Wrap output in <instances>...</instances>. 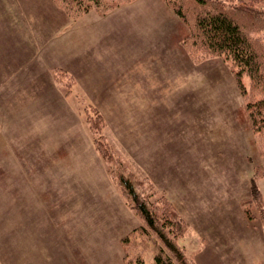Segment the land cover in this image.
<instances>
[{
    "label": "rangeland",
    "instance_id": "374dc122",
    "mask_svg": "<svg viewBox=\"0 0 264 264\" xmlns=\"http://www.w3.org/2000/svg\"><path fill=\"white\" fill-rule=\"evenodd\" d=\"M54 4L0 0V68L38 69L33 79L0 71V152L10 160L14 109L35 134L28 149L13 150L18 191L10 162L0 167V264H124L122 239L143 222L125 202L120 176L156 216L174 218L173 230L161 231L190 264H264L263 96L250 77L238 76L230 57L191 53L189 27L169 0H122L79 19ZM38 39L54 45L47 54ZM74 53L78 73L58 69ZM15 81L18 94L2 93ZM96 116L97 129L89 121ZM47 143L51 159H43ZM32 181L38 207L27 206ZM144 226L155 253L143 263L155 264L161 248L171 257Z\"/></svg>",
    "mask_w": 264,
    "mask_h": 264
},
{
    "label": "trees",
    "instance_id": "16d2710c",
    "mask_svg": "<svg viewBox=\"0 0 264 264\" xmlns=\"http://www.w3.org/2000/svg\"><path fill=\"white\" fill-rule=\"evenodd\" d=\"M57 7L63 10L73 19H79L90 11L106 14L122 0H52ZM124 2L129 0H123ZM188 0H169L177 14L184 19L189 27V36L186 44L189 45L191 53L200 52L204 55H225L233 60L238 67L237 75L246 73L252 83V89L259 90L263 98L260 100L257 114L260 116L261 131L264 127V0H189L191 9L187 5ZM101 120L100 116L90 119L91 126L96 127V122ZM96 121V122H95ZM95 122V123H94ZM264 130V129H262ZM97 150L102 155L111 157V152L106 145L100 141ZM121 186V194L125 202L139 215L143 226L133 231L122 239L124 250V264H144L143 261L148 253L152 252L151 241L146 237V227L155 232L161 242L177 260H185L190 264L183 248L176 245L170 238H166L161 231L167 224L173 230L174 218L160 219L156 216V210L141 198L135 191L133 184L118 177ZM258 195L257 190L254 192ZM254 195V196H255ZM256 199L261 201V196ZM158 221L160 223L158 224ZM178 228L181 222L177 223ZM159 227V229H158ZM143 233V235H140ZM137 236H142L138 238ZM132 244H129L131 238ZM151 250V251H150ZM155 253V252H154ZM161 248L153 257L155 264H172V256L165 255ZM164 255V256H162ZM152 259V262H153ZM184 261V262H185Z\"/></svg>",
    "mask_w": 264,
    "mask_h": 264
},
{
    "label": "crops",
    "instance_id": "0c3cea01",
    "mask_svg": "<svg viewBox=\"0 0 264 264\" xmlns=\"http://www.w3.org/2000/svg\"><path fill=\"white\" fill-rule=\"evenodd\" d=\"M43 3H45V2H43ZM58 9H60V8H58ZM58 9L55 8V10H52L50 13H52L54 15H61L60 12H58L59 11ZM60 20H62V21L64 20V22H65L66 18L65 17L63 18V16H60ZM35 40H37V39H35ZM39 41H40V39H38V41L35 42L36 45H34V46L42 47L43 46L42 44L45 41L44 40H42L41 42H39ZM44 44H47V46L45 47L47 49L43 51V54L45 55V54H47L48 50L51 49V45L52 46H54V45L51 44L50 42L49 43L45 42ZM5 55H6L7 61H8L10 53L6 52ZM67 58H68V61H67L68 63L64 62V68H58V69L67 70L68 72H72V73H76L77 74L78 73L77 70H79L78 66H77L78 61H79V60H77L78 56L77 55L75 56V53H74V56L70 55ZM13 59L15 60L14 62H17V60H18L17 57H14ZM40 59H41L40 60L41 69L43 70V73H46V76H47L49 74H48V69L45 67L44 58L41 57ZM80 59H81V68H82V69L80 68V70H83L85 68L87 70V67L88 68L90 67L89 59L87 61H86V59H85V61L83 60L84 57L80 58ZM3 60H4V58L1 57L0 63H3ZM3 68H0V71H2L4 75L9 70L16 71V72H18L16 77H18V78L20 77V78H23V79H27V78H30V77H32V79H33V77L36 76L35 73H37V72H33V71L34 70H36V71L38 70V69L34 68V62H31L30 66H28L27 69H29V72L18 71V68H16V70H15V68H13V67H11V68L7 67L6 68V72H5V69H3ZM12 68H13V70H12ZM76 74H75V76H76ZM76 85H77V83H76ZM7 87L8 88L2 90V93L6 94V95L7 94L8 95L9 94L10 95H13V94L16 95V94L19 93V91L21 89V87L19 86L17 81H15L14 85H10V86H7ZM13 114H14L13 115L14 118L12 117V119H14V120H10L9 119L8 124H10V126H13L12 127L13 130L11 131L10 135H12L11 143L15 144V146L13 144L10 146L12 148V151L9 153L10 154V160L7 157L8 153H3V152L1 153L0 152V167H1V165L3 163L5 165L6 164L5 162H7V161L10 162V173L12 174V176H11V180H12V182H11L12 183L11 190L12 191H18L19 190L18 183L15 184V182H13V178H14L13 176H16L19 173V170H18L19 169V162H18L19 155L17 153V150L15 152L13 150H14V147L15 148L18 147L20 143H23L24 145H26V148L28 149L30 147V144L35 143V134L32 131L33 134L30 135V133L28 131V127H29L28 125H31V122L25 118V115H24L25 111H23V109L21 107H18L16 109H14L13 110ZM23 115H24V118L22 117ZM0 124H1V121H0ZM22 125L23 126H27V129L24 130V128H21ZM7 134H9V133L6 132L4 136H6ZM43 147H44L43 152H42L43 156H44L43 159H45L46 157L51 159V153L52 152H51V149H50V145H48V143H47V144L43 145ZM76 150H77V148L74 149V151H76ZM4 158H6L7 160L4 161ZM7 169H8V167H7ZM7 169H5V170H7ZM25 189L28 192V194L26 195V201L28 203L27 206L28 207H30V206L31 207H38V204H35V198H34L35 194L31 192V191H34V190L38 189V188H36V184L33 183V181H32V183H27ZM12 191H11V193H12ZM14 196L15 195H13V197ZM30 211L31 210H28V212H30ZM36 217H38V216H36Z\"/></svg>",
    "mask_w": 264,
    "mask_h": 264
}]
</instances>
